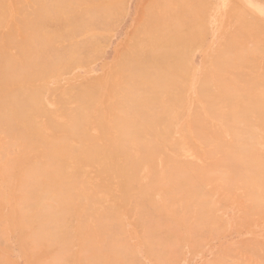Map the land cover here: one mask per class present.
I'll use <instances>...</instances> for the list:
<instances>
[{
	"label": "bare ground",
	"instance_id": "1",
	"mask_svg": "<svg viewBox=\"0 0 264 264\" xmlns=\"http://www.w3.org/2000/svg\"><path fill=\"white\" fill-rule=\"evenodd\" d=\"M92 1L97 0H12L11 5L16 13L19 7L33 13L38 10L39 18L36 17L37 13L34 14L36 19L27 13V17L18 18L15 12L7 18L0 17V27H9L5 35H0V50L2 47L6 51L9 47H19L18 55L9 51V54L0 52V175L8 184L7 191L0 189V222L8 218L13 222V227L20 229V242L30 264H71L73 260L78 264H130L133 260L124 256L127 255L126 243L115 239L114 235L121 231L118 228L123 220L120 204L124 202L125 210V206L132 202L139 206L136 215L139 211L141 215L144 213V218L137 222L143 223L144 233L140 239L146 245L147 254L154 256L158 264H164L169 249L175 244L176 234H179L176 229L179 230V224L190 226L188 237L193 241V237L213 217L215 203L210 200V193L203 189L205 182L214 184L215 190L222 187L237 189L232 187L236 182L253 183V178L259 180L256 184L264 182V155L255 146L261 141L260 136H256V132L249 136L234 134L237 123L244 119H239L243 115L240 112H247L243 108L252 102L251 98L255 101L256 93L253 96H249L251 91L248 96L241 94L250 98L244 107L241 103L243 108L236 103L235 107L240 108L238 112L232 111L233 104L230 102L233 93L238 97L242 93L239 87L236 89L239 84L234 87L236 91L231 87L233 80L241 81L233 78L237 77V73L233 76L232 68L244 65L238 64L239 54L244 53L241 57L247 54L250 48H247V43L253 44V37L264 33V25L257 21L258 24L254 23L253 26L239 19L234 31L226 36L221 49L212 59V67L201 79L199 94L203 102L195 107L182 130L184 140L195 137L204 143V149L195 151L209 161L199 167L173 155L182 150L183 143L171 141L161 133V127L168 124L181 99V91H178L181 89V69L184 68L182 54L190 35L186 34L187 24L179 21L181 16L176 15L181 10L187 14L183 0L179 2L183 1L184 5L182 2L178 4L177 0H146V6L137 14V26L128 41L118 48L107 76L83 80L78 87L72 85L77 81L75 79L69 83V89L60 90L61 93L44 84L51 76L87 66L92 62L91 56L98 53L102 39L98 29L101 27L99 30H102L107 20L112 21L109 17L114 7L105 2L91 7ZM174 4H178L176 14L172 7ZM198 4L197 0L199 7ZM74 10L79 12L80 18L87 12L88 20L85 18L87 14L78 18L81 20L79 22H75L77 16H74V21L72 18L68 20L70 16L67 15ZM48 11L51 15H63L68 22H74L67 24L69 34L63 31L48 33L50 29L45 30L44 24H39L36 31L35 28L34 31L28 28L31 32L27 33L26 27L31 26L33 20L36 24L46 21L40 18L46 16L45 12ZM185 13H182V18L195 15L194 12L186 17ZM33 32L39 36L38 40ZM77 34L82 38L76 40ZM29 35L36 41L31 40ZM192 36L189 37L191 41L195 40ZM17 37L21 38L19 44ZM59 42L66 45L60 47ZM34 43L41 48L39 50L35 46V57L32 54ZM48 47L50 52L46 53ZM235 53H239V58ZM234 55L238 61L235 67L232 65ZM246 57L241 58L240 62ZM247 84L243 85L244 88ZM250 84L256 89L257 85ZM252 87L251 90L254 89ZM247 88V91L250 90ZM243 90V93H247ZM260 90L262 92L264 89ZM45 91L50 93L55 104L54 111L43 104L40 94ZM258 103H251L247 108L254 105L255 110ZM260 104L258 109L264 110V102ZM251 108L250 112L254 113ZM262 113L258 114L259 120L253 121L254 125L259 124L258 127L260 124L264 127V114L261 117L263 120L260 118ZM243 122L237 125L238 130H246V125L251 127L252 122L247 120L242 125ZM218 123H221V127ZM92 130L98 133L94 135ZM247 131L244 133L247 134ZM227 137L233 141H228ZM168 144L171 145L172 155L165 150ZM158 157L163 160L160 167ZM88 167H97V180H89L86 176ZM144 168L148 169L147 174H141ZM114 178L118 181L119 192L113 197L109 181L113 182ZM159 188L163 190V199L158 203L151 195ZM103 191L105 195L112 192L109 195L114 200L110 199L114 202L117 200L118 204L104 206V200L99 197ZM254 196L255 203L259 198L256 199V194ZM147 200L151 202L149 206H146ZM132 203L127 207L132 211L126 214L133 213L135 208ZM143 204L150 210H146Z\"/></svg>",
	"mask_w": 264,
	"mask_h": 264
},
{
	"label": "rangeland",
	"instance_id": "2",
	"mask_svg": "<svg viewBox=\"0 0 264 264\" xmlns=\"http://www.w3.org/2000/svg\"><path fill=\"white\" fill-rule=\"evenodd\" d=\"M177 1L179 2L180 0H177ZM183 1L185 2V5L183 4L184 3ZM183 1H181V2L185 6L184 10H186V9L188 10L187 14L185 13L186 11L183 12L182 10H181V12L179 10L180 14L178 12L176 14V5L178 6V4H180L181 2H179L176 5L174 4L172 6L173 8H175L174 14H176L177 16L178 15L181 16L179 18V21L183 22L184 24H187V30H186L187 33L186 34H188V35L190 34L189 37L193 35L195 37V40L192 38L193 36L191 38L194 41L189 40L190 38L188 37L187 42H186L187 45L185 44V47L183 46L185 48L183 51L184 54H182V52H181V54H182V56H184L183 57L184 59H182L183 60L182 68L183 67L184 68L181 69V71H182V73H181L182 76L180 78L181 89L179 88V91H178V92L181 91V93H179L181 99H180L178 105L176 106L177 108L175 110V113L173 115H171L170 118L168 119V121H167L168 124L161 127L162 128L161 133L164 134L163 136H166V137L168 136L171 139V141L183 143L182 150L180 152H177V154L176 153L173 154L172 152H170V150H172V149H171V145L168 144L166 146L165 150L169 151V153H168L169 155H172V154L178 155L179 159L184 161L185 163H190V161H191V162H193L192 164H195L199 167H203L205 164H207V162L209 160L207 158H205L204 156L198 154L195 150L198 149L200 151V150L204 149L203 148L204 143L195 137H190V138H188V140H184V138H182L183 134H184L182 132L183 127L188 123L190 116H191L193 110L195 109V107L197 105H199L200 102L202 101L201 94H199L200 93L201 79L203 78L204 74L207 71H209V69L212 67L211 66L212 59L215 57V54L218 52V50L221 49L222 44H224V42H225L226 36L230 32L234 31L235 27L239 23V19H242L243 21L246 20L247 23H249L253 26L255 24H258L257 21L258 22L261 21L260 23L262 25H264V0H198L199 1L198 5H200L201 7L200 6L198 7L196 5L197 0H186V1L183 0ZM104 2L107 4H111V6L113 5L112 7H114V12L112 13L113 16L111 15V17H109V18H112V21L107 17L110 21H108L106 19L107 23H104L106 28L102 27L103 29L99 30V29H101V27H100L98 29V31H100L101 36H102V39L99 43L100 48H98V51H97L98 53H96V54L94 53L91 56L92 62H90L87 66H79L73 70L71 69L72 71L71 70L66 71V73H64L62 75L51 76L50 79H46L44 81V84L45 83L48 84V86L50 87L51 90H53V91L55 90L58 92L60 90L61 91L67 90L70 87L69 83H71L75 79H77V81L75 83H73L72 85H75L76 87H78L84 81H87V80H90V79H93L96 77H100V76H107V73L109 72V68L111 67V63L113 62L114 57L116 56L118 48L120 47V45H122L126 41H128L129 36L131 35L133 30L137 26V23L135 21L137 14L140 11V9H142L143 6H146L147 1L146 0H97L94 2L92 1V3L90 2L91 3L90 5H92L91 7L98 6L99 4L102 5L101 3H104ZM11 3H12V0H6V6H4L5 0L0 1V17L7 18L8 16H10V14L11 15L14 14V12H15L14 7L11 5ZM175 3H177V2H175ZM193 5H196V7H192ZM181 7H183V6H181ZM19 8H18L19 11L23 10V8H21V7H19ZM29 11H30V13H28ZM29 11L23 10V12L21 11L20 15L18 14V12L17 13L15 12L14 15H16V17L18 15V18H21V16L25 17L26 16L25 13H27V15H30L31 18L33 16H34L33 17L34 19H36V17L39 18L38 16H40V15L38 14V10L36 12L38 14L37 16L34 15L36 13H33V11H31V10H29ZM173 11H174V9H173ZM189 11H191V13ZM49 12L50 11H48V13ZM73 12H72V14L71 13L68 14L67 17L70 16L68 18V20L69 19L72 20L74 18V16H77V18L75 17L76 18L75 22L81 21V20H77V19L78 18L81 19V18H83L82 16H84V14H87V12L83 13V15H81V18H80L78 15L79 12H77L76 10H74ZM194 12H195V15L193 17L188 16L190 14H193ZM4 13H6V14L4 15ZM32 13H33V15H32ZM45 13L44 14L46 16H42L44 19L43 18H40V19L46 20L47 22L41 20L42 21L41 23L37 22V24H36V21L34 22V20H33V24H31V26L28 25L26 27V29L28 30L27 31L28 34L31 32L30 31L31 29H33V31H34V28H35V31H36L37 27L39 29V24L41 26L44 24L45 27H43V28L47 31L50 29L48 31V33H51V32L56 33L59 31H63L64 34L70 33L69 27L67 24L70 23V25H71V23H74V22H71V21L68 22L67 18L64 17L63 15H62L63 17L61 15L59 17V14H56V13H53V15H51L52 14L51 12H50L51 14L50 13L48 14L47 12H45ZM182 13L183 14L185 13L186 17L188 16L187 18H185L183 16V18L186 20H184L182 18ZM49 15L52 17H54L55 15H57V16H55L56 18L51 17V19H49L50 18ZM85 16L84 17L87 18L86 20H88V17H89L88 14ZM74 19L72 21H74ZM194 19L196 20V22ZM50 20L52 22H50ZM177 21H178V19H177ZM109 24H110V26H109ZM48 26H49V28H48ZM99 26H102V24ZM8 28L9 27L2 25L0 27V35H5L4 33L8 32ZM28 28H31V29L29 30ZM188 28H191V30L190 29L188 30ZM188 31H191V33H189ZM33 33H35V32H33ZM33 33H32V35L35 37V35ZM37 33H38V31H37ZM37 33H35V34L37 35ZM257 35L258 36L255 35L253 37V41L255 42V43L253 42L254 45L251 43L252 37L250 40L251 44H248L246 41L247 48H249V46H250V48L248 49L249 51L246 52L247 54L245 53L248 58L246 57V55L243 56V57H246V59H248V61L252 60L251 63H249V66H251V67L247 66L248 61L245 58H244V60H241V62H240V59L243 58V57H241V54L243 55L244 53H240V54L238 53L240 55V58H239V55L237 53H235V54H237L236 57L239 58L238 64L240 65V63L241 64L243 63L244 65L243 66L240 65L242 68L241 67H237L236 69L232 68V70H233L232 73L234 72L233 76L235 75V72H236L237 73L236 76L239 77V78H237L234 76L233 78H235L236 80L241 79V81L240 80L239 81L233 80L234 82L232 81L233 84H231V87H233L232 89H235L234 87L236 86V84L237 85L239 84L238 86H236V89H237V87H239L238 90L239 89L242 90V91H239V92H242V93H239L240 97H238L237 95H235V93H233V95L235 97L232 96V98H231L232 100L230 99L231 104H233V109H232L233 112L234 111L238 112V110H240V108L237 109L235 107L236 103L239 104L241 107H242V104H243V107H244V105H247L244 103H247L248 98H250V97L247 98V96H248L247 94H249L248 92H250V91L251 92H250L249 96L250 95L253 96V94L256 93V95L254 94V96H255L254 100L256 102L253 101L251 98V100H250V101H252L251 103H253V104L258 103L259 99H260V102H264V92H263L264 90L262 91L263 93L260 90V89H264V85H263L264 83L262 84V81L264 82V77H262V75L264 74L263 73L264 72V70H263L264 69L263 68L264 67V33L260 32ZM29 37H31V36L29 35ZM36 37L38 40L39 36L37 35ZM27 38H28V35H27ZM81 38H80V36H78V34H77V37H75L76 40H79ZM17 39H18L17 42L19 44V40H21V38L17 37ZM32 39H33V37H31V40ZM33 40L36 41V39H33ZM197 41H198V43H197ZM259 41H260V44H259ZM190 42L193 43V45ZM195 42H196V44H195ZM34 44H35V45H33L34 48L32 47L33 48L32 54L35 57V55L37 56V54H34V49H35V46L37 45V43H34ZM65 45H66V43L60 44V42L58 44V46H60V47H64ZM251 45H253V46H251ZM37 47H40V46H36V48ZM55 47L57 49V45H55ZM15 48L17 49L16 53H15V51H16ZM15 48L9 47L7 49V51H9V53H12L14 55H18L19 54V51H18L19 47L18 48L15 47ZM0 49H1V47H0ZM37 49L40 50L41 48H37ZM4 50L5 49L2 47V50H0V52L2 51V52L8 53L6 50L5 51ZM46 50H47L46 53L50 52L49 47ZM53 50H54V48H53ZM53 50H52V52H53ZM252 50H255V52H253ZM250 51H252L251 55L249 54ZM38 52L39 51H36V53H38ZM98 55H99V58L97 57ZM250 57H251V60H250ZM233 58H232V63H234V64H232V65H234L233 67H235L236 65L238 66V64H236V62H238V61H236L237 58H235V55L233 56ZM246 61H247V63H244ZM245 64H246L247 68L245 67ZM241 71H243V72H241ZM249 76H250V79H249ZM251 77H253V78H251ZM260 77H262V78H260ZM247 80H248V84H247ZM79 81H81V82H79ZM249 83H251L250 85H253V84L257 85L256 89H255V86L253 85L254 89L251 90L250 87H252V86H249ZM35 84H36V82H35ZM245 84H247L246 88L248 86L247 89H250V90L247 91L246 88H244ZM260 85L263 88L260 87ZM241 88L245 89L247 93H243L244 90ZM236 89H235V91H236ZM61 91L59 93H61ZM182 91H185V92H182ZM241 94H246L247 96L246 95L243 96ZM40 96H41V99L43 101V104L45 106H47V108L49 110L54 111L56 109L55 104H54V102L50 96V93H47L45 91L42 94H40ZM53 96L55 99V95H53ZM257 96H259V97L261 96V98L263 100L261 98L256 99ZM233 99H235V100H233ZM45 101L48 102V104ZM260 102L258 103V105H255V106H257L256 107L257 109L259 106L261 107ZM251 103L249 105L245 106V108L242 107L243 109H246V111H247V112H245V111H242V112H244L247 115L245 116L244 113L240 112L241 115L242 114L243 115L240 116L241 118L239 117V119L244 118L243 120H246V122H247V120L252 122L250 124L251 127L248 128L247 125H246L247 128L245 126H242V125H245L246 122L245 121L243 122V120H241V121L239 120V123H237V125H239L240 122L241 123L243 122V124L240 126H241V128L242 127L246 128V130L245 129H244L245 131L242 129L238 130V126L236 125L237 131L235 129L234 134H236L238 136H241V134H243L242 136H249L253 133L255 134V132H256L257 133L256 136H260L261 141L258 142L259 144L256 143L255 146L258 149V151L262 155H264V153H263L264 152V142H263L264 127L262 124H260L261 126L258 127L257 126V125H259L258 123H255V125L253 123L254 120H259L258 119L259 115L262 112H264V110L262 108H259L262 110V111H260L261 113L258 112L259 109L255 112L256 108L254 110V107H253L254 105L252 104L253 109L251 107L250 108H251V110H254V113H251L250 108L249 109L247 108L248 106L251 105ZM243 109H241V110H243ZM257 112L259 115L257 114ZM248 113H249V116H248ZM263 114L264 113H262L260 118L263 116ZM250 115H251V117H250ZM247 116H248V118H245ZM263 119H264V117H263ZM263 119L261 118V120H263ZM218 126L221 127V123H218ZM247 129H249L248 131L250 133L247 131ZM253 130H254V132H253ZM246 131L248 132L247 134L244 133ZM92 133L94 135H96L98 132L96 130H92ZM227 140L233 141V139L231 137L230 138L227 137ZM184 149H188V150H184ZM161 160H162L161 157L157 158L158 166L160 165ZM194 162H196V163H194ZM96 170H97V167H88L86 169V174H87L86 176H88L89 180H91V178H92V180H95V179L97 180V178H98L97 171L98 170L97 171ZM147 173H148L147 168H144L143 170H141V174H147ZM104 178L106 179V177H104ZM255 179L256 178H253V181H252L253 183H247V184L246 183L244 184L243 181H238L235 183L236 185L234 184L232 186V187L237 188V189L229 188V189H231V191L229 189L224 188V187L215 190L214 184L205 182L203 189L206 193H210V200L215 203V209H214L213 214H212L213 217L210 218L208 220L207 224L200 229L199 234H196V236L193 237L194 242L191 240V238L188 237V236H190V231H191L190 226L187 224H185V225L179 224V226H178L179 230H178V228H176L177 232L179 231L178 232L179 234H176L175 244L173 245V246H175V245L176 246L178 245V246L177 247L172 246L169 249V251L167 253V258L165 259L164 264H171V263H173V264H261V262H262V264H264V256H263L264 251L262 250V248L264 249V206H263L264 205V190H263L264 189V182H261L262 184H260V182H258V184H256L255 182H257L259 180H257V179L255 180ZM110 181H109V185L112 186L111 188L113 189L112 191L114 192V194H112V192H110L109 194H112L114 197L115 193L117 195L119 192V188H118L119 185H118L117 179H115V178H114V180H112L113 182H110ZM106 183H107V181H106ZM110 183H112L113 185ZM249 184H252L254 187H252V185H249ZM241 185H242V188H240ZM246 187H249L250 191L248 189L246 191ZM254 188L256 191L254 190ZM0 189L3 192L7 191V189H8V184L1 177V175H0ZM109 190H111V189L109 188ZM252 190H253V192H252ZM248 191H249V193L246 194V192H248ZM109 194L105 195L104 191L102 193H99V197L104 200V206H106V207H107V205L113 206L117 202V200H116V202H114L113 201L114 199ZM254 194H256V199H257V197L259 198L258 201L255 199L256 204L260 202L257 205L254 203V197H255ZM162 196H163V190L160 188H159V190L153 191L152 195H151L152 199L154 201H157L158 203L162 202V199H163ZM252 196H254V197H252ZM110 197L113 200H111ZM115 199H117V198H115ZM119 202H120V200H119ZM149 202L150 201L147 200L146 203L148 205H146V204L145 205L149 206L150 205ZM131 203L132 202L128 203L127 207H130ZM140 203H143V202H140ZM144 203H145V201H144ZM116 204H118V203H116ZM120 205L122 207V208H120L121 209L120 214H121L123 220H121L119 227L118 226L117 227L119 228V231L120 230L121 231H120V233L117 232V235L115 234L114 236L117 237V238L115 237V239L120 240V241H124L126 243L127 255L124 254V256H126L125 258H127V256H128L130 261L133 260L130 264H132V263L133 264H158L157 261L155 260L154 256H150L149 254H147V249L145 248L146 245L144 246V242H142V239H140V235H142L144 233V227L142 225L143 223L139 224L138 222H139V219L144 218V213L141 212L143 214V215H141L140 211H139V213H137L138 216L136 215L135 212L139 210L138 204H135V205L133 204V207L135 209L133 210V213L131 212L132 215H131V213L126 214V212L132 211V209L130 210V208H129V210H128V208L125 206V210H126L125 211L123 209L124 202L121 203ZM136 205L138 207H135ZM145 205L143 204L144 207H145ZM141 206L142 205H140V207ZM133 207H131V208H133ZM260 207H261V209H260ZM145 208H146V210L149 209V207H145ZM141 210H142V208H141ZM143 210H144V208H143ZM146 210H144L145 213H146ZM152 210H151L152 213H154L155 210L154 209H152ZM180 210L181 209H179V211ZM261 210H263V212H260ZM156 214L159 216V213H156ZM146 215H148V214L146 213ZM153 216H155L156 218L158 217L156 215H153ZM250 216H251V218H249ZM138 217H140V218H138ZM12 223L13 222L8 218H5L2 222H0V264H30V260L28 259L27 255L23 251L24 249L22 247V243L20 242L21 231H20V229L13 227ZM136 223H138L139 225H137ZM140 225H142V226H140ZM118 228H116V231L118 230ZM120 234H121V236L119 237ZM142 237H143V235H142ZM119 238H121V239H119ZM124 238H125V240H124ZM250 248H251V250H250ZM172 249L174 252L172 251ZM254 251H256V252H254ZM257 253L259 255H257ZM131 258H134V259H131ZM261 258H262V261H261ZM70 263L71 264H78L76 260L75 261L73 260ZM80 264H83V263L81 262Z\"/></svg>",
	"mask_w": 264,
	"mask_h": 264
}]
</instances>
